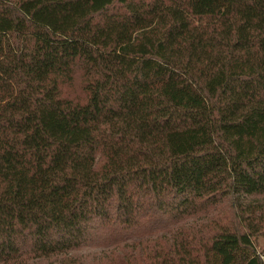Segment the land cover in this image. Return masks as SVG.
Segmentation results:
<instances>
[{
	"label": "trees",
	"instance_id": "16d2710c",
	"mask_svg": "<svg viewBox=\"0 0 264 264\" xmlns=\"http://www.w3.org/2000/svg\"><path fill=\"white\" fill-rule=\"evenodd\" d=\"M260 236L264 0H0V264H264Z\"/></svg>",
	"mask_w": 264,
	"mask_h": 264
},
{
	"label": "rangeland",
	"instance_id": "374dc122",
	"mask_svg": "<svg viewBox=\"0 0 264 264\" xmlns=\"http://www.w3.org/2000/svg\"><path fill=\"white\" fill-rule=\"evenodd\" d=\"M66 93L69 94L70 96L79 95V87L76 86L73 89H67ZM255 244L257 246V250L260 253L264 254V236H260V237L256 238L255 239Z\"/></svg>",
	"mask_w": 264,
	"mask_h": 264
}]
</instances>
